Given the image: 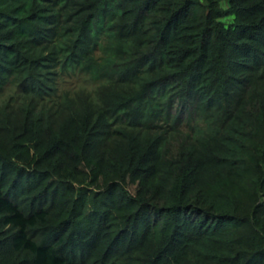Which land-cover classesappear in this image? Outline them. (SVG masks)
Segmentation results:
<instances>
[{
  "label": "trees",
  "instance_id": "obj_1",
  "mask_svg": "<svg viewBox=\"0 0 264 264\" xmlns=\"http://www.w3.org/2000/svg\"><path fill=\"white\" fill-rule=\"evenodd\" d=\"M0 264H264V0H0Z\"/></svg>",
  "mask_w": 264,
  "mask_h": 264
},
{
  "label": "rangeland",
  "instance_id": "obj_2",
  "mask_svg": "<svg viewBox=\"0 0 264 264\" xmlns=\"http://www.w3.org/2000/svg\"><path fill=\"white\" fill-rule=\"evenodd\" d=\"M72 85H73V83H71ZM86 86V89L87 90H89V86H88V84H86L84 81H82V80H79L78 81V85H77V87H85Z\"/></svg>",
  "mask_w": 264,
  "mask_h": 264
}]
</instances>
